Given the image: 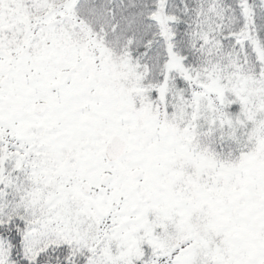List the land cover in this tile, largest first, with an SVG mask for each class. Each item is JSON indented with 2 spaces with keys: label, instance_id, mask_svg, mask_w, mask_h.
Instances as JSON below:
<instances>
[{
  "label": "snow or ice",
  "instance_id": "obj_1",
  "mask_svg": "<svg viewBox=\"0 0 264 264\" xmlns=\"http://www.w3.org/2000/svg\"><path fill=\"white\" fill-rule=\"evenodd\" d=\"M0 264H264V0H0Z\"/></svg>",
  "mask_w": 264,
  "mask_h": 264
}]
</instances>
